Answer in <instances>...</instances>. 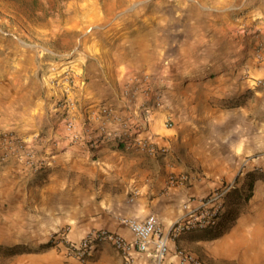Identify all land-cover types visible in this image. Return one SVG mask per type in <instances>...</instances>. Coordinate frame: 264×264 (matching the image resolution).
Instances as JSON below:
<instances>
[{
    "label": "crops",
    "instance_id": "crops-1",
    "mask_svg": "<svg viewBox=\"0 0 264 264\" xmlns=\"http://www.w3.org/2000/svg\"><path fill=\"white\" fill-rule=\"evenodd\" d=\"M256 14L261 17L257 20L264 43V0ZM97 59L84 66L85 86L73 92L76 109L64 117H57L54 109L47 115L40 95L30 89L19 92L0 86V133H15L47 159L43 170L33 172L17 153L4 149L0 139L1 247L37 250L62 230L76 243L94 229L119 234L133 244V234L120 220L143 221L151 215L165 237L183 217L190 199L205 196L221 182L245 192L246 176L264 173V58L251 68L250 79L239 84L233 102H224L222 84L215 91V103L204 99L202 120L176 119L171 127L165 124L169 110H149L143 103L142 85L126 88L128 78L121 68L107 73ZM125 89L133 102L122 99ZM102 106L112 107L117 119L104 120L97 113ZM118 118L128 120L131 138L148 139L166 152L149 153L120 143L116 137L122 133L120 126H127ZM68 121L71 130L66 128ZM103 122L110 136L93 143ZM73 134L79 139L73 140ZM172 176L185 180L172 184ZM242 207L232 226L216 239L202 240V231L168 239L161 264H180L177 248L215 264H264V179L253 182L251 197ZM6 264H157V260L152 242L143 252L133 248L129 260L104 243L84 262L52 246L8 257Z\"/></svg>",
    "mask_w": 264,
    "mask_h": 264
},
{
    "label": "rangeland",
    "instance_id": "rangeland-1",
    "mask_svg": "<svg viewBox=\"0 0 264 264\" xmlns=\"http://www.w3.org/2000/svg\"><path fill=\"white\" fill-rule=\"evenodd\" d=\"M262 4L263 0H0V86L19 92L30 89L40 95L47 115L54 109L57 117H64L65 77L68 97L76 105L73 92L85 86L84 66L99 58L107 73L121 68L128 78L126 88L142 85L149 110H169L167 127L176 119L199 121L206 97L215 103V91L223 84L224 102L230 104L239 84L250 79L251 68L263 61V31L257 20L261 17L256 14ZM126 90L122 99L133 102ZM113 111L108 107L104 120L117 119ZM126 120H117L127 126H120L121 134H129ZM6 134L17 136L2 131V147L19 152L5 142ZM27 147L38 153L33 145ZM227 185L221 182L206 194ZM231 186L229 190L236 184ZM7 258L0 254V264ZM202 261L215 264L210 258Z\"/></svg>",
    "mask_w": 264,
    "mask_h": 264
},
{
    "label": "built area",
    "instance_id": "built-area-1",
    "mask_svg": "<svg viewBox=\"0 0 264 264\" xmlns=\"http://www.w3.org/2000/svg\"><path fill=\"white\" fill-rule=\"evenodd\" d=\"M69 78L65 77V101L62 103L65 114L68 115L70 111L76 109L75 103L71 98L68 97L70 94ZM103 117L108 113V107H101L97 111ZM68 130L72 129L70 121L66 123ZM98 136L92 141L93 143H99L107 139L110 136V132L107 129L106 124L103 122L98 131ZM117 139L120 143H124L126 146L136 145L138 148L148 151L149 153H155L157 151L166 152L165 149L156 148L155 144L148 139H137L130 137L126 132L121 134ZM73 140H78L77 134H73ZM4 140L8 145L15 149H19V159L24 161L27 166L33 172H39L47 165V159L45 155H38L31 148L22 141L21 138L6 134ZM16 151V150H15ZM5 154V153H4ZM6 157V156H2ZM184 176H172L170 182L172 184L184 182ZM231 185L222 186L217 188L210 193L206 194L201 198H192L184 204V215L183 217L175 222L168 230L167 236H162L159 228L157 219L151 215L143 221H137L134 219L122 218L120 222L125 225L134 236V243L131 244L125 238L119 234L104 230L94 229L88 232V234L76 243L70 242L65 237V231H59L53 234L50 238L53 247L60 248L65 252L66 257L74 258L80 262H84L91 255L93 250L100 244H109L119 253H121L126 260L130 259V252L133 248L143 252L148 248L149 242H152L155 247V257L157 264H161L163 258L168 253L167 240H176L183 233L194 230L203 229L214 226L221 213L225 209V195L231 188ZM176 256L180 264H205L195 255L183 250L181 248L176 249Z\"/></svg>",
    "mask_w": 264,
    "mask_h": 264
},
{
    "label": "trees",
    "instance_id": "trees-1",
    "mask_svg": "<svg viewBox=\"0 0 264 264\" xmlns=\"http://www.w3.org/2000/svg\"><path fill=\"white\" fill-rule=\"evenodd\" d=\"M257 179H264V175L257 174V173H251L246 176V183H247V190L244 191H238L237 188L233 187L231 190L227 192L225 195V204L226 208L221 213L217 223L212 227H207L203 229H194L189 230L187 232L191 231H202V240H212L219 237L222 233H224L226 230H228L233 222L236 220L238 215L240 214V207L245 204L248 199L251 197V188L252 184ZM185 232V233H187ZM49 247H52L51 241L47 242L46 244L40 245L37 250H30L26 247L22 246H13V247H1L0 246V254H2L5 257H12L16 254L25 253V252H34V251H40L43 249H47Z\"/></svg>",
    "mask_w": 264,
    "mask_h": 264
}]
</instances>
